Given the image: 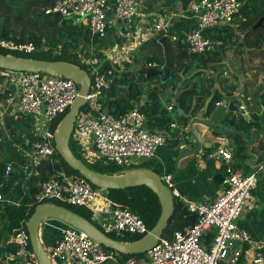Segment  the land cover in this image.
I'll list each match as a JSON object with an SVG mask.
<instances>
[{
	"label": "built area",
	"instance_id": "1",
	"mask_svg": "<svg viewBox=\"0 0 264 264\" xmlns=\"http://www.w3.org/2000/svg\"><path fill=\"white\" fill-rule=\"evenodd\" d=\"M238 0H194L188 3L186 11L155 13L152 16V31L155 37L175 42L178 35L172 33L177 21H191L187 30H181L185 50L190 55L216 52L226 47L222 41L206 35L218 26L233 24L241 9ZM46 15H55L60 24L69 21L83 27L90 36L88 55L77 52L81 62L91 69V84L85 98L87 113L76 117L70 139L82 149V157L88 162L104 160L118 167L128 165V160L149 161L156 151L166 143L161 133L145 128V116L139 106L134 105L122 115L115 116L104 107L103 99L113 80L112 70L102 71L98 55L107 56L96 49L94 41L106 39L108 30L125 38L128 27L132 28L139 15L138 0H53ZM123 29V31H122ZM126 33V34H124ZM0 50L12 54L30 56L46 52L48 46H36L32 42L17 43L0 38ZM56 53V52H55ZM85 53V52H84ZM113 64V62H112ZM154 69L155 64L147 65ZM124 67L118 65V70ZM13 83L16 95L14 111L31 123L34 141L31 144L34 159L53 164L55 122L64 116L78 95L79 87L71 79L40 72L5 71ZM240 109L247 114L251 98L238 99ZM217 103V105H219ZM168 111L172 106L167 107ZM175 128V124L170 125ZM209 155L224 164V192L212 204L189 203L188 215H196L193 224L183 230L174 231L169 238L161 237L144 257L121 258L108 253L100 244L76 228L56 220H44L40 227L55 229L59 237L45 247L46 254L54 264H239L245 258L249 264H264V250L251 254L249 247L254 241L238 225L244 206L252 199L253 191L264 178V152L249 174L237 170L233 153L221 138ZM76 144V143H75ZM264 145V136L261 137ZM10 168H6L7 175ZM162 182L171 190L173 198H179L174 189L171 174L163 172ZM37 191L28 207L48 203H60L69 207L87 209L91 220L104 234L123 237H140L149 232L145 222L128 208L110 204L107 192L93 187L82 177L54 169L45 180H38ZM6 202L0 196V203ZM35 206V207H36ZM52 221L61 224L55 226ZM15 250L6 253V261L14 264H38L35 255L28 249L26 222L14 231ZM210 237L204 245L205 237ZM264 248V240L262 242Z\"/></svg>",
	"mask_w": 264,
	"mask_h": 264
},
{
	"label": "trees",
	"instance_id": "2",
	"mask_svg": "<svg viewBox=\"0 0 264 264\" xmlns=\"http://www.w3.org/2000/svg\"><path fill=\"white\" fill-rule=\"evenodd\" d=\"M190 0H185L184 3L188 5ZM241 2V9L238 15L235 16L233 24L225 25L221 29H214L206 32V35L212 39L220 40L223 44L236 41L241 49L245 48L252 54L254 52H261L264 54V0H238ZM53 0H0V38L12 40L17 43L32 42L36 46L44 44L49 47L46 52L35 53L29 56H22L0 50L2 55H11L26 59H35L43 61H59L75 65L86 73L91 74V69L81 62L77 52L83 53L86 56L88 47L90 45V36L85 28L73 25L69 21H64L60 24V19L55 15H46L45 10L52 7ZM260 22V25L258 24ZM192 24L191 21H178L174 23L172 33L178 35V40L172 42L167 38L155 37L152 43L158 47V52H149L143 55L140 52V57L135 55L130 56V61L124 65L122 71L110 62L104 60L101 55H98V65L102 71L112 70L113 80L110 97L104 101V107L107 111L115 116L127 113L131 109V102L139 101L144 94H147V99L152 107L149 110H142V112L149 119L151 127L159 132H168L172 123H177L182 127H186L189 118H192L198 113L205 104V99L212 98L207 105V115L214 110L215 105L221 102L222 96L218 91H211L213 89L214 80L206 78L204 75L205 70L215 71V64L222 61V55L225 53V47L221 51L190 55L185 50V44L180 36L181 30H187L188 25ZM163 40L160 44V40ZM122 40H118L121 43ZM97 50H102L101 41H94ZM142 46L140 49H142ZM163 47L166 55H164ZM56 52V53H55ZM85 52V53H84ZM41 54L42 57H39ZM165 58L168 59V78L161 82L157 77L147 78V65L154 63V69L163 71ZM5 72L0 69V73ZM156 81V83L154 82ZM3 83V76L0 75V85ZM149 84L150 87L145 91L143 90L144 84ZM177 91V97L172 106V112L169 113L167 108L159 99L160 95L166 92ZM212 92V93H211ZM0 93L1 90H0ZM144 93V94H143ZM226 93V92H225ZM4 94V93H2ZM226 96L231 93H226ZM0 95V99H1ZM263 98V95H260ZM88 106L81 109V113H87ZM180 113V115H178ZM12 119V118H10ZM62 119V118H61ZM60 118L57 123L60 122ZM11 128V134H15V126L9 123L6 127ZM237 129L244 127L250 129L264 128V115L261 123L252 122L251 125H245L241 121L236 123ZM28 130L29 127H26ZM20 140V138L18 139ZM34 141V140H33ZM235 141V156L244 158V143L241 141L240 136H234ZM262 145V153L264 152V145ZM69 148L73 155L81 160L87 167L95 172L114 175L122 173V167H118L113 163L104 160H96L95 162H88L82 157V149L73 141H69ZM54 163L50 164L48 161H41L37 170L42 180L48 178L53 173L54 169L63 170L67 174L80 175L72 171L55 153ZM142 168L141 166L138 167ZM5 164L0 162V183L4 188V198L14 196V192L21 193L20 184H16L15 176L7 174L5 176ZM153 172L160 174L156 169ZM4 178V179H2ZM263 185L262 181L258 187ZM92 186V185H91ZM93 189H98L92 186ZM109 202L113 206L128 208L132 212L137 213L140 218L145 222L147 228L150 230L158 221L161 213V207L158 197L151 192L147 187L140 186L134 188H127L123 190H106ZM33 195L30 190L26 193L23 201L17 205H5L0 216L8 222V233L13 234L18 229L20 223L27 222L36 205L28 207L32 202ZM264 200V198H263ZM62 206L72 212L80 215L84 219L93 223L97 228L100 227L91 220L90 212L85 208L69 207L60 203H53ZM174 213L168 222V227L163 232L162 237L169 238L174 231L183 230L190 225L189 215L187 209L183 204L175 202ZM264 214V210H263ZM45 230L44 232H46ZM108 237L123 243H130L139 240L140 237L129 236H115L114 234H107ZM208 240V238H207ZM16 246L11 245L8 251L15 250ZM31 250L30 247H28ZM105 249V248H104ZM108 253H113L121 258L135 257L142 258V255L125 256L118 254L114 251L105 249ZM241 264V262L239 263Z\"/></svg>",
	"mask_w": 264,
	"mask_h": 264
},
{
	"label": "crops",
	"instance_id": "3",
	"mask_svg": "<svg viewBox=\"0 0 264 264\" xmlns=\"http://www.w3.org/2000/svg\"><path fill=\"white\" fill-rule=\"evenodd\" d=\"M139 1V15L135 19V27L133 28H145L152 24V16L155 13H172L176 11H186L187 6L184 3L185 0H138ZM194 1L190 0L189 2ZM178 22V21H177ZM130 33V32H129ZM127 32L125 38L129 34ZM150 38V37H149ZM150 44L149 52H158V47L152 43ZM148 44V46H149ZM127 46V45H126ZM126 46L115 45L110 48H105L99 50L107 56L108 62L117 66L124 65L130 61V56L132 50L128 52H123V48ZM225 52H229L228 46L225 45ZM232 47V45L230 46ZM237 47H240L239 45ZM221 51V50H220ZM241 55L236 54L234 56L235 60L239 62H233L235 60H230L232 62H226V56L220 63L215 64V71L205 70L204 75L206 78L214 80L213 89L211 91H218L224 99H245L246 97L251 98V105L248 108L249 112L263 113L264 109L261 107L262 98L260 95H264V62H241L240 58L248 57L249 51L245 48H239ZM234 55V52L232 53ZM227 55V54H226ZM255 68V70L253 69ZM123 70V69H122ZM255 73L253 74V72ZM3 83L0 85V90L2 96L0 99V162L5 164V169L10 168L8 174L15 176L16 184H20L21 193L14 192V196L10 198H4L6 202L0 203V209H3L5 205H19L26 193L30 190L32 194L37 191V182L42 180L40 174L37 170L41 161L37 162L32 154L31 144L34 140L33 134L31 133V123L27 118L19 117L15 114L14 104L16 90L13 83L10 82L8 76L3 75ZM145 85H143L144 87ZM112 89V82L110 88L107 91L103 102L110 97ZM146 86L143 88L144 93ZM231 93V95L226 96V93ZM143 93V94H144ZM212 93V92H211ZM178 92H166L159 96L163 105L167 108L169 105H174V100L177 97ZM147 94L137 102H131L130 105H137L142 110H149L152 104L149 103L147 99ZM212 98L205 99V104L203 108L196 113L192 118H189V122L186 127L178 125L176 122L175 128H169L168 132H159L154 130L149 119L145 116V128L153 133H161L166 138V143L159 147L156 151L155 158L147 162L146 165L141 166L139 169H147L153 171L156 169L160 174L163 172L169 173L173 179L174 189L178 192L179 198L178 202L183 204L187 209L189 203H202V204H212L219 197L222 196L224 192L223 184H216L214 178L216 175L220 174L224 177V164L216 159L210 158L209 155L213 151L214 147L217 145L219 139L217 134L210 135L206 129L200 125L199 121H205L206 123H212L213 119L209 117L206 113V108L208 103ZM168 111V110H167ZM169 113L172 112L168 111ZM180 115V113H178ZM263 117V116H262ZM12 118V119H10ZM262 120V119H261ZM195 122V123H194ZM9 123L11 126H15V134H11V128L6 124ZM192 125V129L197 132L200 136V144L198 145L196 140L192 138L189 132V125ZM239 123V122H236ZM235 123V124H236ZM26 127H29L27 130ZM57 123L55 124V130ZM219 130L230 131L226 124H216ZM233 131H244L246 133V140L248 144L241 137V141L244 143V158H239L235 156V141L234 136L229 135L224 137L222 140L227 144L229 149L233 153V163L237 170H240L244 174H249L252 172L253 168L257 164V161L262 155V145L261 137L264 136V128H255L254 126L250 129L244 127L243 129H237L236 126L232 129ZM255 131L254 135L251 137V131ZM20 138V140H18ZM194 153H191L193 152ZM191 153V154H190ZM189 154V155H185ZM137 164H140L144 160H134ZM143 164V163H142ZM138 169V168H137ZM6 172V171H5ZM155 173V172H154ZM7 175L3 176L4 178ZM2 178V179H4ZM2 180L0 183V188H3ZM223 183V182H222ZM264 185L257 187L252 193V199L246 206H244L240 218L238 220V225L241 229L245 230L251 239L254 241L253 245L249 247V252L251 254L260 253L264 250L263 240H264ZM2 210H0V213ZM52 224L55 226H60L54 221ZM47 231H52L48 234ZM40 231V230H39ZM55 232V236L52 234ZM40 234V232H39ZM40 236V235H39ZM59 233L55 229L42 228L40 240L45 247L50 246L55 239L59 237ZM208 238V240H207ZM210 242V237H205L203 244L208 245ZM11 245L14 244L13 235L8 233V222L6 220L0 221V264H14L6 261V253L8 252ZM241 264H249L248 260L242 258Z\"/></svg>",
	"mask_w": 264,
	"mask_h": 264
},
{
	"label": "water",
	"instance_id": "4",
	"mask_svg": "<svg viewBox=\"0 0 264 264\" xmlns=\"http://www.w3.org/2000/svg\"><path fill=\"white\" fill-rule=\"evenodd\" d=\"M258 24L260 25V22ZM159 42L162 44L163 40L161 39ZM163 52L164 55H166L164 47ZM167 66L168 59L165 58L163 71L149 69L146 77H157L163 82L168 78ZM0 69L10 72H40L73 80L79 87L78 95L69 107L67 113L60 120L54 132V148L56 153L72 171L78 173L80 177L84 178L90 185L102 190H123L145 186L158 197L161 207L158 221L147 234L134 242L123 243L108 237L93 223L62 206L51 203L37 205L26 222V231L28 234L27 245L30 246L38 264H54L48 258L39 236V227L42 221L48 219L70 225L86 234L90 239L100 244L103 248L121 255H142L150 251L168 227V222L172 217L175 208L171 190L162 182L161 177L147 169L126 170L120 174L114 175L101 174L93 171L81 160L77 159L69 148V141L74 122L81 109L86 105L85 98L90 90L91 74L86 73L75 65L65 62L26 59L2 54H0ZM261 107L264 109V95ZM208 116L213 119L212 123L209 124L205 121H199L198 123L202 125L210 135L217 134L222 137L240 135L246 144H248L246 133L244 131H233L232 129L234 128L235 123L240 121L245 125H251L252 122L261 123L263 113L248 112L245 114L240 109V101L234 98L230 100H222L220 104L208 114ZM194 123H191L188 129L192 138H194L199 145L200 136L192 129ZM217 123L220 125L226 124L230 131L219 130V128L216 127ZM254 133V130L251 131V137ZM191 153H194V151ZM223 180L224 177L220 174L216 175L214 178L215 183L219 185L222 184ZM262 183L264 185V178L262 179ZM0 196L4 197V189L2 188H0ZM188 219L190 224H193L196 215L193 214L189 216Z\"/></svg>",
	"mask_w": 264,
	"mask_h": 264
},
{
	"label": "rangeland",
	"instance_id": "5",
	"mask_svg": "<svg viewBox=\"0 0 264 264\" xmlns=\"http://www.w3.org/2000/svg\"><path fill=\"white\" fill-rule=\"evenodd\" d=\"M133 27V26H132ZM134 27H135V24H134ZM130 33L128 34V36L126 38H122L121 36H119L117 33H116V30L115 29H111V30H108V33H107V37L106 39L102 40L101 41V44H102V49H105V48H110L112 46H115V45H123L126 46L125 48H123V52H128V50H132V53L133 55H135L137 58L140 57V52L142 51L143 55H147V53H149V49H150V44L149 42L155 38V35L152 31V26H151V23L150 25H148L145 30L143 28H140V27H137V28H133L131 29L130 27H128ZM217 29H221V26H218ZM150 37V38H149ZM118 40H122L121 43H118ZM184 43V41H183ZM149 44V46H148ZM230 46L232 45V47L228 46L229 48V52H225L223 55H222V58H225L226 56V62H232L230 60H235L234 56H236V54L238 55H241L242 53H240L239 51V48L240 47H237L238 46V43L234 40L232 41L231 43H228ZM142 46H144L142 49H140ZM220 51V50H219ZM234 52V55L232 54ZM227 54V55H226ZM40 56L39 57H42L41 54H39ZM30 57V56H29ZM239 60H241V62H264V54H262L261 52H254L252 54H249V56L247 57H244L243 59L240 58ZM224 62V59L223 61ZM233 62H239L237 60L233 61ZM255 70V68H253ZM255 73V71L253 72V74ZM156 83V81H154ZM146 86V89H148V87H150L149 84H144ZM144 86V87H145ZM143 87V88H144ZM71 106V105H70ZM63 116L59 117L60 119L62 118ZM57 123V121L55 122ZM59 122L57 123V126H58ZM218 124V123H217ZM218 138H221L223 139L224 137L222 136H218ZM72 141V138L70 139ZM76 144H78L77 142H74ZM134 160H139V159H133V160H128V165L125 166V167H122V172L126 171V170H133V169H137L139 166H143V165H146L147 162L144 161H141L140 164H137ZM143 163V164H142ZM106 190H103L102 193H106L105 192ZM254 192V191H253ZM174 201L177 203L178 202V198H174ZM4 219L1 218L0 216V221H3ZM39 232H40V236H41V231H42V228L39 227ZM48 234H51L52 231H46ZM54 236L56 235L55 232L52 233ZM53 263V262H52ZM55 264H57L55 262Z\"/></svg>",
	"mask_w": 264,
	"mask_h": 264
},
{
	"label": "clouds",
	"instance_id": "6",
	"mask_svg": "<svg viewBox=\"0 0 264 264\" xmlns=\"http://www.w3.org/2000/svg\"><path fill=\"white\" fill-rule=\"evenodd\" d=\"M30 247V246H29Z\"/></svg>",
	"mask_w": 264,
	"mask_h": 264
}]
</instances>
